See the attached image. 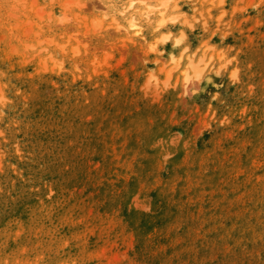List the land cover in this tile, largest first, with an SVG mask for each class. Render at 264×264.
I'll return each instance as SVG.
<instances>
[{
  "label": "rangeland",
  "instance_id": "obj_1",
  "mask_svg": "<svg viewBox=\"0 0 264 264\" xmlns=\"http://www.w3.org/2000/svg\"><path fill=\"white\" fill-rule=\"evenodd\" d=\"M145 1L0 0V264H264V0Z\"/></svg>",
  "mask_w": 264,
  "mask_h": 264
},
{
  "label": "bare ground",
  "instance_id": "obj_2",
  "mask_svg": "<svg viewBox=\"0 0 264 264\" xmlns=\"http://www.w3.org/2000/svg\"><path fill=\"white\" fill-rule=\"evenodd\" d=\"M141 3L143 6H144V10L142 13H140L141 15H144L147 19L151 18L152 15L154 14H157V16L159 17L158 18V27L163 25L166 18H165V10H166V7H167V4H160L158 6H152L150 4H148L145 0H129V3L127 6L124 7L123 10H120V12L122 14H125L126 12H129L130 10L134 9V7ZM157 8V11H155V9ZM133 11V10H132ZM131 12V11H130ZM157 12V13H156ZM134 13V12H133ZM130 14L129 16V19L127 21V26L126 28L129 30V31H133L134 33H140L141 31V26L139 25V22L136 18V16L134 14ZM136 13V12H135ZM157 27V26H155ZM168 36V35H167ZM163 39V37H162ZM201 61V60H200ZM200 61H195V59L193 57H191L189 59V63H188V66L187 68L184 70V73L186 75L185 79H186V82L189 81V77H190V74L188 73V67L191 66L194 70H196V66L198 65V63ZM179 64V63H178Z\"/></svg>",
  "mask_w": 264,
  "mask_h": 264
}]
</instances>
